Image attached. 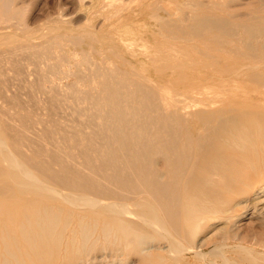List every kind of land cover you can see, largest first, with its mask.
<instances>
[{
    "label": "bare ground",
    "instance_id": "6f19581e",
    "mask_svg": "<svg viewBox=\"0 0 264 264\" xmlns=\"http://www.w3.org/2000/svg\"><path fill=\"white\" fill-rule=\"evenodd\" d=\"M133 1L115 4L113 16L137 15ZM209 1L206 9L204 0H187L183 14L192 12L191 18L178 17L177 24L153 11L168 28V35L160 30L168 45L146 53L161 78L167 70L200 71L202 61L187 56L189 49L198 52L193 40L199 36L240 52L236 65L201 49L210 70L203 71L207 77L191 74L193 82L200 79L198 85L182 87L189 71L175 82L147 75L145 64L139 68L135 62L143 37L123 47L84 26H57L53 35L46 32L49 38L43 34L48 44L33 43L27 35L17 44L21 51L36 48L31 52L47 61L48 72L60 74L64 62L76 66L68 89L78 119L69 124L51 115L38 139L55 148L34 139L31 155L22 150L28 134L10 125L15 118L8 117L9 124L7 117L0 120V264H90L94 251L103 248L115 260L128 261L134 254L142 264H190L189 253L203 264H264V252L241 243L235 220L243 210L264 222V103L248 104L230 86L241 73L234 66L246 70L242 80L264 85V13L255 9L234 22V13L229 16L224 8L231 1ZM223 8L227 16L218 13ZM21 14L15 0H0V24ZM242 35L254 39L244 37L241 44ZM255 40L262 48H254ZM69 45L82 47L78 53L86 69H78V61L74 65ZM220 66L230 73L222 80L228 87L221 97L208 86L217 82L211 72ZM168 86L176 97L170 112ZM15 113L16 127L33 117ZM258 245L264 248V241ZM209 255L215 258L208 260Z\"/></svg>",
    "mask_w": 264,
    "mask_h": 264
},
{
    "label": "rangeland",
    "instance_id": "374dc122",
    "mask_svg": "<svg viewBox=\"0 0 264 264\" xmlns=\"http://www.w3.org/2000/svg\"><path fill=\"white\" fill-rule=\"evenodd\" d=\"M123 1L124 3H126L129 1H133V0H123ZM123 1L122 0H116V1L115 0H15V4L16 6L20 7L22 14L18 15L17 17H14L11 21L3 22L0 24V91L1 93L3 92L2 94H0V116H1L0 120H3L4 118L6 120V117H7L8 119L7 122H8L11 119L8 117L15 118V120L12 119L13 122H11L10 120V125L14 126L16 130L19 131V133L22 134L24 132L23 136L28 134V137H26L27 135L24 136V138H27V139H23V142L26 143V141L28 140L27 143L30 144L28 145V144L23 143L24 146H22V150L25 154L31 155L32 150L34 149V147H32L31 145V142L34 143V141L37 140L40 143L41 141L45 139L44 136H43L44 139L42 138L43 140L38 139V138L42 137L45 124L46 125L50 124L49 121L50 120L52 121L53 116H54L53 119L57 117L55 118V120L59 119L61 120V122L63 121L69 124L72 123L71 120L78 119L77 118L78 116L74 114L75 112L73 111V108L71 109L72 105L70 107V104H72V100H69V99L71 98L72 93L71 92L69 93V89H68L70 80L75 78L72 75L75 74V72H77L76 66H73V64H71L72 65L71 66L69 65L68 62L66 63L64 62L65 64L62 63L63 64L61 66L62 72L60 74H54V73L48 72V64H46L47 61L45 62L43 60H40V58H35V56L31 52L32 50H35L36 48L29 49L28 46L23 47V50L24 48L28 47L27 49L30 50L29 52L26 51L27 49L24 51L23 50L21 51V48L18 49L19 45L17 44L21 41V39H23L25 35L33 37L31 38L33 43H38L39 45V44H42L40 42L44 43V41L45 42L47 41L46 39L49 35H47L46 32L51 33L52 30H55V29L57 30L58 27H59L58 28L59 30H61L62 28H66V27L70 29L72 28L74 30L76 29L79 30L80 28L84 26L86 29L97 31L98 34L101 36L107 35L106 39H111L112 41L115 40L117 41V43L119 42L121 46L123 45V47H125L124 45L127 43V41L130 40L131 42H133V40H135V37L136 39H139V40L141 39V37H143L144 41L143 42L141 40L139 41L141 45H139V47L136 46L138 53H139L137 57L135 58L136 60L135 62L137 66L140 68L143 64H145L144 67L143 66L142 67L143 69L146 70L145 72L147 75L157 80H160L161 78H163L164 80L171 79L172 82H175L177 80L180 81V78L182 79V75L189 71L188 72L189 75L185 79V81L187 80V82L184 81L183 82L184 85L182 83L179 85V87H181L182 85H183L182 87H186V86L188 87V84L190 86L193 84L198 85L197 82L199 81L200 83V79L197 80V82L196 80L193 82V80L190 78L192 76L191 74L194 73L195 71L197 73H201V72L203 73V71L207 72L210 70V66H208L207 64L208 63L207 59L204 56H202L201 53H199L201 49H203L204 52H207L208 54H212L214 56L219 57L222 63L230 64L233 61V63L237 65L238 63L236 62L237 61L236 59L239 60L242 57V55L240 54L238 50H236V53L232 52L231 50L232 45H226V44L224 45V44H219V43L217 44L212 39H210L211 37H209L208 35L199 36L193 40V43L197 44V46L199 47L197 49L198 52L195 49H193L194 52L192 49H189L188 55L186 51L184 52L186 53L187 56L191 54V58L200 59L202 63L200 62L201 64H199V66L201 65L204 69L200 66L201 67L200 71L197 70L196 68L195 69L193 68L185 69L184 68V70L178 69V70H174V72L173 70H167V72L163 74V77L159 78V76H162L161 75L162 72L156 71V69L154 68L150 60V57H147L146 53L149 52V56H150V53L151 54L155 53L154 51L155 49L159 47H163L165 45L167 46L168 44H166L165 40H163L162 38V33L164 32L166 35H168L169 32L166 30L168 28L165 25L162 26V24H160V22H158L155 19V17L153 16V13H154L153 11H157L158 15L163 18H167V17L172 18V19L175 18L174 20H175V23L177 24L178 22H180V20L178 22L176 20L178 19V17L184 16L185 19L187 20L191 18L190 16L192 15V12H189L188 10H186L188 11V13L186 11L184 12H186L187 15L183 14L184 4L187 0H156L157 2L155 0H134L132 3H130V7H132V9H135V10L138 9V14L135 15L132 13L131 15H126L125 13L123 16H121V18L118 19L117 15L113 16L115 12L114 5L121 4L123 3ZM204 1L206 2V6H205L206 9L209 6L211 7L209 0H204ZM232 1L233 0H228L229 4L226 3L227 5L225 4L224 6V8L227 7V10L230 11L231 14L228 11H226V9L224 10V8L222 12L221 10H219L220 12L218 13L224 14L223 12L226 11L225 15L227 16V13H229L228 15L230 16L232 15V12H233L234 13L233 15L236 17L235 19V17L233 16L235 19L234 22L236 20H239L240 18L241 19H243L244 17L247 18L248 15L250 16L251 14L250 12L254 11L255 9H257L255 13H258L259 12L258 10L261 11V9L262 11L260 14L264 13L263 11L264 7L261 5L262 0H234L233 2ZM208 3H209V6H207ZM113 6H114V9H113ZM157 6L159 7L157 8L159 10H155L156 9L155 7ZM165 8L170 10V12L172 13V16L168 15L167 11H165ZM248 12L250 14H247ZM226 16L224 17L226 18ZM233 17L231 18L232 20H233ZM241 19L239 20V22L242 21ZM244 20L245 19H243V21ZM60 26H62V28H60ZM47 28L50 29L51 31L48 32ZM162 28L164 29L162 30ZM190 28L192 27L191 26L182 27L183 30H190ZM160 30H162L163 32L162 31L160 32ZM44 33L45 35H47L46 38H45V35H43ZM51 34L53 35L54 33H51ZM42 35L44 37H42ZM137 35L140 38H138ZM244 37L246 40H249V41L254 39L249 36L251 39L250 40V39H247V36L242 35L241 41L243 40L242 38ZM120 39L125 42L122 43ZM241 41L240 43L242 44L243 41L242 42ZM253 42L255 43H251V44H255L253 45L254 48L256 47H257L256 49H260V47L262 48V46L260 45L262 43L257 42V40ZM46 43L48 44V41ZM256 43H259V44H256ZM251 44H250V47H251ZM67 47L68 48H66V50L68 54L73 58V60L76 59V61H74L75 63L74 65H76V62L78 61L77 62V65L79 64L78 65L79 67L77 66L78 69H80L81 66H82L81 67L82 70L86 69L84 68L85 65H83L84 63L83 54L81 53L79 54L78 51H81L80 49L82 47L87 49L88 48L87 44H84L82 47H76V48L73 45L71 46L69 45ZM54 52L57 56H60L62 50L60 48H57V49H54ZM238 53H239V57H238ZM75 54H77L78 56ZM156 54H160V52H156ZM232 54L235 57H233ZM236 56L238 58H236ZM50 61L53 62L54 60L51 59ZM159 63L161 62L159 61L158 64ZM216 68H217L216 72H211V71L210 72L213 73L214 77L217 78V82L216 83L213 82L210 85H208L209 83L205 80L203 81V84L208 85L209 87H213V89L211 90L214 92H218V96L221 97L224 94V89L228 87V85L225 86V84L224 85L222 84V80L229 78L230 73L221 66L216 67ZM87 70H86V73H87ZM233 70L241 72L240 74H237L239 75L238 79H236L237 81L233 82L230 85L231 87L235 89V92L237 94H239L240 96L243 94V96H241L243 97L241 98V100L243 101L244 95H245L246 98L244 99L245 100L244 102H246V99H247L246 103L248 104L255 103V102L257 103L262 102L261 105H263L264 103L263 82L253 81L254 82L253 83L251 81H244L242 79L248 77L247 75H244V73H246V70L244 68H239L235 66ZM162 71L164 72L165 70H162ZM45 72H48V75L45 74ZM67 72L68 73L71 72V75H69L70 73L67 74ZM202 76L205 77L206 75L203 73ZM81 86L82 85L80 84L79 87ZM172 86H176V85L173 83ZM81 88L82 90H85L87 89V85L83 84ZM166 89L168 90L169 95H170V100H169L170 106L167 109L168 112H170L174 110L173 101L176 99V97L175 96L173 97V92H174L173 87L168 86ZM248 99H250V101ZM251 100L253 101L251 102ZM16 111H22L26 113L29 112L33 114V117H31L32 120L29 122H32L34 119V121H36L37 123L36 122L33 124L30 123L29 125V122L23 123L21 121L22 124L20 123V126L22 125L24 127L21 128L19 127V125L18 127H16V125L19 124L18 122H20L18 118L13 117L15 116ZM37 119L39 120V123ZM12 123H14V125ZM30 128L33 130L31 134H29L28 132ZM34 130H35V133H34ZM41 132H42V135H40ZM32 134L34 137L30 139L29 136H31ZM56 137L59 140L60 134H58ZM37 141L35 142L37 143ZM44 141L46 142V144L48 143L46 139ZM44 141L43 143L42 142L41 143L44 144L45 143ZM51 145L52 144L49 143L46 146L50 147ZM29 147H31L32 149ZM50 148L53 149L55 147L52 145ZM240 212L238 211L237 214L239 213L238 217L240 216L241 217L235 218L240 228L238 230V234H240L238 235V238L240 237V240L241 239L244 240V241L242 240L241 242L243 245L245 244V246H250L254 248L257 247L256 249H259L261 252H264L262 251L264 250V248L258 245L259 242L264 241V222H261L260 220L258 221L255 216H252L243 210H240ZM241 235L244 237H242ZM238 240L236 241L238 242ZM232 241L236 242L235 240H232ZM213 248H214L213 246L208 247L206 248V251L209 252ZM103 250L104 248L101 249V251L100 249H97L94 251L95 256L94 254L92 255L95 258L89 261L90 264H140L141 263L138 257L134 254L132 255L131 259L123 262V260L122 261H119V259L115 260V257L113 255L111 256L107 255V253L108 254L110 253L109 251L107 252L106 250H104L106 251V253H104ZM103 254H106V255H103ZM96 255L98 256L96 257ZM233 255L236 256L235 254ZM208 257H209L208 260H213L215 258L214 256H211V255H209ZM187 260H189L190 264H203L201 260H196L192 253H189L187 255ZM216 260H218L219 262V258Z\"/></svg>",
    "mask_w": 264,
    "mask_h": 264
}]
</instances>
